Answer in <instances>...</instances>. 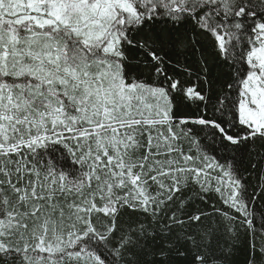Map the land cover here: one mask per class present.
Wrapping results in <instances>:
<instances>
[{"label":"snow or ice","instance_id":"obj_1","mask_svg":"<svg viewBox=\"0 0 264 264\" xmlns=\"http://www.w3.org/2000/svg\"><path fill=\"white\" fill-rule=\"evenodd\" d=\"M0 264H264V0H0Z\"/></svg>","mask_w":264,"mask_h":264},{"label":"trees","instance_id":"obj_2","mask_svg":"<svg viewBox=\"0 0 264 264\" xmlns=\"http://www.w3.org/2000/svg\"><path fill=\"white\" fill-rule=\"evenodd\" d=\"M257 207H260V202H258Z\"/></svg>","mask_w":264,"mask_h":264}]
</instances>
